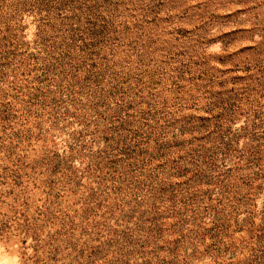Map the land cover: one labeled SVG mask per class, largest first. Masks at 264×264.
<instances>
[{
    "label": "rangeland",
    "instance_id": "1",
    "mask_svg": "<svg viewBox=\"0 0 264 264\" xmlns=\"http://www.w3.org/2000/svg\"><path fill=\"white\" fill-rule=\"evenodd\" d=\"M0 264H264V0H0Z\"/></svg>",
    "mask_w": 264,
    "mask_h": 264
}]
</instances>
